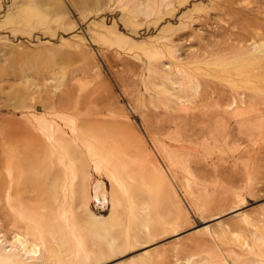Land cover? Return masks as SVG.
Returning <instances> with one entry per match:
<instances>
[{"label":"rangeland","instance_id":"1","mask_svg":"<svg viewBox=\"0 0 264 264\" xmlns=\"http://www.w3.org/2000/svg\"><path fill=\"white\" fill-rule=\"evenodd\" d=\"M0 264H264V0H0Z\"/></svg>","mask_w":264,"mask_h":264},{"label":"bare ground","instance_id":"2","mask_svg":"<svg viewBox=\"0 0 264 264\" xmlns=\"http://www.w3.org/2000/svg\"><path fill=\"white\" fill-rule=\"evenodd\" d=\"M259 52H260V51H259ZM256 56H257V55H256ZM259 56H260V55H259ZM248 57H249V56H248ZM250 57H251V56H250ZM250 57H249V60L252 61L253 59L250 58ZM254 57H255V54H254ZM255 58H257V57H255ZM219 188H220V187H219ZM215 190H216V189H215ZM217 190H218V189H217ZM214 192H215V191H214ZM218 193H219V192H218ZM214 194H215V193H214ZM217 197H218V196H217ZM219 197H222V196H219ZM219 199H220V198H219ZM20 239H22V238H20Z\"/></svg>","mask_w":264,"mask_h":264}]
</instances>
